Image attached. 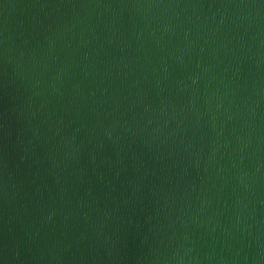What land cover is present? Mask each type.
Here are the masks:
<instances>
[{"label":"water","instance_id":"obj_1","mask_svg":"<svg viewBox=\"0 0 264 264\" xmlns=\"http://www.w3.org/2000/svg\"><path fill=\"white\" fill-rule=\"evenodd\" d=\"M0 264H264V0H0Z\"/></svg>","mask_w":264,"mask_h":264}]
</instances>
